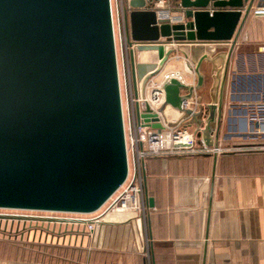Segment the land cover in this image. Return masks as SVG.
Wrapping results in <instances>:
<instances>
[{"label":"water","instance_id":"obj_1","mask_svg":"<svg viewBox=\"0 0 264 264\" xmlns=\"http://www.w3.org/2000/svg\"><path fill=\"white\" fill-rule=\"evenodd\" d=\"M136 1L126 15L128 44L139 45L130 50L135 97L172 55L190 58L194 67L186 69L196 84L166 79L160 112L171 107L206 146L217 147L221 75L255 0H180L186 22L175 25L158 21L157 0ZM222 44H231L229 53L214 55ZM157 50L153 70L136 63L135 51ZM204 62L216 74L207 106L196 97L205 85ZM127 177L111 0H0V209L93 214Z\"/></svg>","mask_w":264,"mask_h":264},{"label":"crops","instance_id":"obj_2","mask_svg":"<svg viewBox=\"0 0 264 264\" xmlns=\"http://www.w3.org/2000/svg\"><path fill=\"white\" fill-rule=\"evenodd\" d=\"M259 2L255 0L221 75L225 85L218 141L216 132L212 135L218 146L209 147L211 153L147 161V219L133 211L106 215L92 237L84 226L69 225L67 236L55 239L54 250L6 246L0 264H264V124L253 118L255 106L264 101V17L253 15ZM179 3L169 0V7L181 13ZM221 47L214 55L228 54L231 44ZM135 52L136 63L160 61L158 51H151V61L143 60L146 51ZM186 64L194 67L190 58L175 53L158 79L173 74L195 85L196 75ZM201 72L205 85L196 97L207 106L216 74L207 62ZM189 105L194 107V101ZM163 116L171 125L182 118L171 107ZM186 127L195 135V126ZM197 138L202 140L200 134Z\"/></svg>","mask_w":264,"mask_h":264},{"label":"built area","instance_id":"obj_3","mask_svg":"<svg viewBox=\"0 0 264 264\" xmlns=\"http://www.w3.org/2000/svg\"><path fill=\"white\" fill-rule=\"evenodd\" d=\"M112 3L113 0H111V7L116 51L117 40L119 39L125 71L126 105H124L122 98V110L128 158V177L120 189L98 212L89 215L68 214L74 216L70 218L47 219L60 221L68 225L84 226L90 237L96 233L106 215L114 214L119 210L133 211L144 221L147 219L148 204L145 196V174L149 159L185 152L211 153L212 151L203 140L198 141L197 136L188 130L184 121H177V123L171 125L160 112L165 100L164 81L171 77L184 81L183 77L167 74L158 79V75L148 82L143 95L139 94L138 97H135L131 75L130 50L136 49L139 45L134 44L131 48L128 44L130 29H128L126 23V15L129 7L126 5V1L116 0L115 13ZM153 9L156 11L158 21H165L170 25L186 22L182 12L176 13L169 7V0H157ZM178 9H181L180 4ZM253 15L264 17V8L254 10ZM255 112L254 120L264 124V101L255 106ZM145 117L149 118V122ZM156 118L160 125L159 128L152 124V120L154 121Z\"/></svg>","mask_w":264,"mask_h":264},{"label":"rangeland","instance_id":"obj_4","mask_svg":"<svg viewBox=\"0 0 264 264\" xmlns=\"http://www.w3.org/2000/svg\"><path fill=\"white\" fill-rule=\"evenodd\" d=\"M130 1H132L134 5L136 3H140L136 0ZM116 5V0H113L112 6L114 13L116 12ZM116 30L118 32L117 23ZM154 50H156V48H154ZM117 52L122 98L124 105H126L125 71L123 66L121 43L119 39L117 40ZM154 55V52L146 51V53L142 54V58L144 61H151L153 60ZM158 57L160 58V55ZM158 63L139 64L145 65V69L147 71H151L158 66ZM144 67L141 68L143 69ZM145 118H147V121L149 122V118ZM154 121L155 127L159 128L160 125L158 123V119L156 118ZM70 217L74 216L63 213L0 209V253L5 250L6 246L7 248H12L13 250L23 249L28 250L29 252L54 250L53 247L55 246V239L59 236V234L63 237L67 236L66 232L69 230V225L60 221L47 219Z\"/></svg>","mask_w":264,"mask_h":264},{"label":"bare ground","instance_id":"obj_5","mask_svg":"<svg viewBox=\"0 0 264 264\" xmlns=\"http://www.w3.org/2000/svg\"><path fill=\"white\" fill-rule=\"evenodd\" d=\"M122 212H125L124 210H119L118 212L114 213L115 215L118 214V213H122ZM113 214V215H114Z\"/></svg>","mask_w":264,"mask_h":264}]
</instances>
